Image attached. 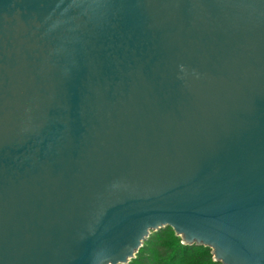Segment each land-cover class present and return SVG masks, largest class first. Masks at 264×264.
I'll list each match as a JSON object with an SVG mask.
<instances>
[{"label":"water","instance_id":"1","mask_svg":"<svg viewBox=\"0 0 264 264\" xmlns=\"http://www.w3.org/2000/svg\"><path fill=\"white\" fill-rule=\"evenodd\" d=\"M167 227L264 264V0H0V264Z\"/></svg>","mask_w":264,"mask_h":264},{"label":"trees","instance_id":"2","mask_svg":"<svg viewBox=\"0 0 264 264\" xmlns=\"http://www.w3.org/2000/svg\"><path fill=\"white\" fill-rule=\"evenodd\" d=\"M172 230L170 227L152 232L143 242L142 247L136 253V257L131 259L128 264H149L155 262L158 264H222L219 261H214L209 247L185 245L181 244L177 238L173 236L163 240V235ZM173 231V230H172ZM155 235L162 240L161 250L154 257L147 255V243L150 236ZM176 236V235H175ZM153 237V236H152ZM151 253V252H149ZM155 253V251L153 252ZM152 253V254H153Z\"/></svg>","mask_w":264,"mask_h":264},{"label":"rangeland","instance_id":"3","mask_svg":"<svg viewBox=\"0 0 264 264\" xmlns=\"http://www.w3.org/2000/svg\"><path fill=\"white\" fill-rule=\"evenodd\" d=\"M152 236H150V238H149V242L147 243V248H146L147 250H145V252L147 253V255L149 254V256L154 257V254H158L160 252V250H161V246L160 245L163 242H162V240H160L159 238H157L155 235H152ZM171 236H173L174 238H177V240L181 244H183L182 243V240H181V237L180 236H177V235L175 236V234H174V232L172 230H168V232L163 235V240L165 238L171 237ZM154 251H155V253H153ZM149 252H151V253H149ZM138 264H140V263H138ZM149 264H158V263L151 262Z\"/></svg>","mask_w":264,"mask_h":264}]
</instances>
